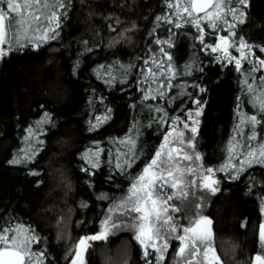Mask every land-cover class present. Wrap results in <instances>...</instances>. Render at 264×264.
Returning a JSON list of instances; mask_svg holds the SVG:
<instances>
[{
	"label": "trees",
	"instance_id": "obj_1",
	"mask_svg": "<svg viewBox=\"0 0 264 264\" xmlns=\"http://www.w3.org/2000/svg\"><path fill=\"white\" fill-rule=\"evenodd\" d=\"M65 2L68 7L59 9L54 39L28 43L0 59V224L31 226L41 240L32 248L47 253L45 264H70L78 239L99 231L108 208L125 195L130 178L140 173L171 131L159 123L161 117L184 119L188 110L201 109L193 117L198 121L193 138L198 163L213 169L224 165L229 142L243 144L250 134L241 120L251 115L260 119L256 97L264 81V67L250 72L248 59L241 60L237 70L234 63L217 60L220 55L210 49L202 51L197 29L167 7L174 0ZM233 5L244 15L243 22L228 16L235 32L230 40L237 44L243 39L253 46L255 57L264 59L259 51L264 47V0H247L246 6L233 0ZM201 27L205 43L229 34L227 25L220 31L218 24L213 32L202 20ZM152 59L162 61L163 67L157 70ZM169 64L175 73L170 81ZM149 65L164 75L154 82L146 71ZM169 82L172 87L160 89L165 92L161 97L156 89ZM249 84L254 92L248 91ZM144 89H151L155 98L144 99ZM157 107L167 116L156 112ZM255 131L257 139L249 143L264 144V123ZM129 138L139 154L125 170L132 153L121 142ZM91 161L98 166L92 168ZM234 172L216 173L220 183L215 194L198 187L179 201L174 195L162 207L178 225L186 223L185 214L210 219L222 264H252L263 247L258 230L263 223L264 166L253 164L239 178L228 179ZM178 230L173 235H179ZM132 237L128 233L93 241L86 264H145L142 248ZM168 242L169 254L160 264L178 257L176 240Z\"/></svg>",
	"mask_w": 264,
	"mask_h": 264
},
{
	"label": "snow or ice",
	"instance_id": "obj_2",
	"mask_svg": "<svg viewBox=\"0 0 264 264\" xmlns=\"http://www.w3.org/2000/svg\"><path fill=\"white\" fill-rule=\"evenodd\" d=\"M235 3L246 6L247 0H235ZM67 7L65 0H0V59H3L12 50L23 48L26 44L34 42L35 39L40 41L54 39L57 34L56 28L60 26L61 22L59 9ZM167 7L174 9L177 18L184 19L186 23L197 29L200 33L197 38L203 45L202 51L210 49L211 53L219 52L221 55L217 57V60L234 63L237 70L241 68L242 59L249 60L252 65L250 72L256 71L258 67H264V59L255 57V53L252 51L253 46L247 44L243 39L238 40L235 45L239 57L233 56L229 52V48L233 47L230 37L234 36L235 32L232 31L234 24L229 21L228 16L231 15L233 21L239 19L240 22H243L244 15L241 8L233 5V0H174L173 3L167 4ZM201 13H203L202 16ZM202 20L207 22V26L213 32L217 30L218 24L221 26L220 31L225 30L223 26L227 25L229 34L217 36L218 43H205L204 29L201 27ZM175 27H181V25L176 23ZM50 32L53 33L51 37L49 36ZM157 43L160 42L157 41ZM167 43L171 47V42ZM259 51L264 53V47H261ZM164 55L171 60V56L167 52ZM253 57L255 59H252ZM148 63V60H145V64ZM151 63L157 70L163 67L162 61L157 62L152 59ZM146 71L154 82L159 76L164 75L163 71H154L151 65ZM167 71L170 74L167 79L170 81L175 75L170 64ZM245 82L247 83V80ZM261 85L259 95L256 97L257 111L261 113L260 119L258 120L256 115H251L241 120V125L249 126L250 134L243 144L239 141L229 142L226 148L229 154L228 161L218 169L211 167L205 169L202 165H198L196 168L181 167L182 161L193 160V156L184 151V146L195 149L193 138L197 132L198 121L193 117H198L201 114V109H196L195 113L188 110L184 119L180 117L163 119L161 117L159 123L169 125L171 131L163 135L159 148L152 153L140 173L130 178L131 182L125 195L108 208V214L101 221L99 231L78 239L70 264H85L84 253L91 247L89 241L107 240L112 230L119 229L121 225L133 233L132 238L142 248L145 264H160V261L164 260L163 253L169 247L165 237L180 242L178 250L175 251L176 256L181 258L183 264H221L220 257L212 245V221L204 216L185 214L183 219L186 220V223L178 225L173 222V217L168 215V208L162 207V205H167L168 201L177 195L168 189H177L181 184H184L185 187L181 189L179 196L184 198L188 196L187 189L196 186L197 179L200 181L201 189L215 194L219 190L217 185L220 183L215 178L217 172L235 169L234 174L227 178L237 179L245 167H251L253 164L264 166V144L253 146L249 143V141L257 139L256 125L264 123V81L261 82ZM165 87L171 88L172 85L170 82L160 84L156 89L161 97L165 95V92L160 89ZM192 87L199 86L194 84ZM200 91H204V89L201 88ZM248 91L254 92L251 84L248 86ZM144 92V99L155 98L151 95V89H144ZM180 95H188L193 104H200V100L192 97L191 94L181 92ZM155 110L167 116L163 108L157 107ZM187 121H191V127ZM181 125L183 129H188L192 134L187 141L184 139ZM173 134H175L174 139L170 140ZM121 143H127L129 153H132V158L125 159L126 170L131 167L135 156L139 153L133 152L135 147L133 139L129 138ZM125 157H128V153H125ZM84 159L88 161L87 153ZM200 159V155L196 154L195 160L199 161ZM234 160L235 163H233ZM90 163L92 168L98 166L94 161ZM116 166L121 167L119 163ZM83 170L90 172L88 168ZM186 176H191L192 179L186 180ZM82 206L87 207L86 204H82ZM196 207L199 208L200 204L197 203ZM177 210L175 206L172 207L173 212ZM178 227L182 234L173 235L177 232ZM161 240L164 241L162 246L158 244ZM258 241L264 246V223L259 226ZM40 242V237L31 226L11 221L0 224V264H45L47 253L44 250L34 251L32 248L33 244ZM149 249L152 250L151 253ZM150 255L152 259L148 258ZM177 264H181V261H177ZM252 264H264V247L252 257Z\"/></svg>",
	"mask_w": 264,
	"mask_h": 264
},
{
	"label": "rangeland",
	"instance_id": "obj_3",
	"mask_svg": "<svg viewBox=\"0 0 264 264\" xmlns=\"http://www.w3.org/2000/svg\"><path fill=\"white\" fill-rule=\"evenodd\" d=\"M39 41H40L39 39H35V40H34V42H39ZM218 42H219V41L217 40L216 43H218ZM230 43L233 45V47H230V48H229V52H230V54L233 55V56L239 57V53H238V52L236 51V49H235V45H236V43H235V42H232L231 40H230ZM245 51H247V49H245ZM252 51H253V49H252ZM217 54H218V55H221L219 52H217ZM242 60H244V59H242ZM174 135H175V134H173V137H170V140H173V139H174ZM189 137H190V136L187 135V134L185 133V131H184V139H185V141H187ZM184 151L187 152L189 155H192V156H193V160H192V161H182V162H181V167H183V166H191V167H193V168H196L198 165H201L200 163H198L197 160H195V155L197 154V153H196V149H192V148H189V147H187V146H184ZM199 161H200V160H199ZM245 168H246V167H245ZM205 169H206V168H205ZM205 174H207V173H205ZM185 179H186V180H189V179H192V177H191V176H186ZM184 187H185V185H184V184H181L180 187H178L177 189H171V190L174 191V193H177V196H176L177 198H176V199H175V196H174V199H175L176 201H179V199L181 198V196H179V192H180L181 189L184 188ZM198 187L200 188V181H199V179H197L196 186L191 187V188H188L187 190H188V192H190V191H191V192H193V191H197ZM199 190L207 191L206 189H201V188H200ZM118 201H119V200H118ZM118 201H117V202H118ZM115 203H116V202H115ZM176 203H177V202H176ZM113 205H114V204H113ZM113 205H112V206H113ZM178 206H180L179 202H178ZM263 223H264V205H263ZM183 224H185V221L183 222ZM178 231L181 232L180 229H179ZM128 233L133 234L131 231H128V230L124 229V226L121 225V227H120L119 229H113L112 232L109 234V237H110L111 235H120V234H128ZM181 234H182V233H180L179 235H181ZM165 239L168 240V237H165ZM163 242H164V241L161 240V241L158 242V244H159L160 246H162ZM168 243H169V242H168ZM90 245H91V243H90ZM212 245H213V247L215 248L214 238L212 239ZM178 246H179V243L176 242V249H177V250H178ZM263 247H264V246H263ZM169 250H170V246H169L168 249H167L166 251H164V253H163L165 259H167V255L169 254ZM151 251H152V250L149 249V252H151ZM89 252H90V247L88 248L87 252L84 253L85 264L87 263ZM175 254H176V252H175ZM216 254H217V252H216ZM72 259H73V258H72ZM165 259H164V260H165ZM197 259H199V257H197ZM164 260H162V261H164ZM177 261H181V264H183V262H182V260H181L180 257H176V260L173 261V262H171L170 264H177ZM220 261H221V259H220ZM221 264H222V262H221Z\"/></svg>",
	"mask_w": 264,
	"mask_h": 264
},
{
	"label": "flooded vegetation",
	"instance_id": "obj_4",
	"mask_svg": "<svg viewBox=\"0 0 264 264\" xmlns=\"http://www.w3.org/2000/svg\"><path fill=\"white\" fill-rule=\"evenodd\" d=\"M108 238H109V236H108ZM108 238H107V239H108ZM101 241H104V240H101ZM92 242H93V241H89V244L92 243ZM176 242H177V243H180V242L177 241V240H176ZM90 248H91V247H90Z\"/></svg>",
	"mask_w": 264,
	"mask_h": 264
},
{
	"label": "water",
	"instance_id": "obj_5",
	"mask_svg": "<svg viewBox=\"0 0 264 264\" xmlns=\"http://www.w3.org/2000/svg\"><path fill=\"white\" fill-rule=\"evenodd\" d=\"M202 14V13H201Z\"/></svg>",
	"mask_w": 264,
	"mask_h": 264
}]
</instances>
